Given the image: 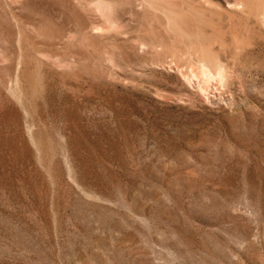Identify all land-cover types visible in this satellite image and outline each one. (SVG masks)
<instances>
[{"label": "rangeland", "instance_id": "rangeland-1", "mask_svg": "<svg viewBox=\"0 0 264 264\" xmlns=\"http://www.w3.org/2000/svg\"><path fill=\"white\" fill-rule=\"evenodd\" d=\"M0 264H264V0H0Z\"/></svg>", "mask_w": 264, "mask_h": 264}]
</instances>
